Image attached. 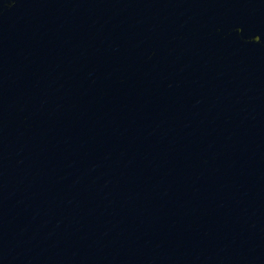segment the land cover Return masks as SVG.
I'll list each match as a JSON object with an SVG mask.
<instances>
[{"label":"water","instance_id":"1","mask_svg":"<svg viewBox=\"0 0 264 264\" xmlns=\"http://www.w3.org/2000/svg\"><path fill=\"white\" fill-rule=\"evenodd\" d=\"M0 264H264V0H0Z\"/></svg>","mask_w":264,"mask_h":264}]
</instances>
